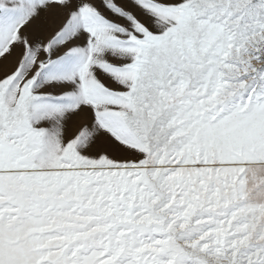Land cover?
Instances as JSON below:
<instances>
[{"label":"snow or ice","instance_id":"6c2138e0","mask_svg":"<svg viewBox=\"0 0 264 264\" xmlns=\"http://www.w3.org/2000/svg\"><path fill=\"white\" fill-rule=\"evenodd\" d=\"M0 264H264V0H0Z\"/></svg>","mask_w":264,"mask_h":264}]
</instances>
